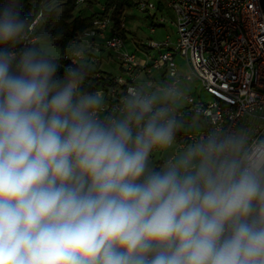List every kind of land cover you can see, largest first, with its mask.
Masks as SVG:
<instances>
[{
    "label": "clouds",
    "instance_id": "9594fccd",
    "mask_svg": "<svg viewBox=\"0 0 264 264\" xmlns=\"http://www.w3.org/2000/svg\"><path fill=\"white\" fill-rule=\"evenodd\" d=\"M52 10L0 5V264H264V132L202 126L186 78L106 109L86 47L32 42Z\"/></svg>",
    "mask_w": 264,
    "mask_h": 264
},
{
    "label": "built area",
    "instance_id": "2783aa9c",
    "mask_svg": "<svg viewBox=\"0 0 264 264\" xmlns=\"http://www.w3.org/2000/svg\"><path fill=\"white\" fill-rule=\"evenodd\" d=\"M163 1L174 12L172 23L176 38L173 43L169 39L148 43L143 57L126 51L118 35H106L110 28L108 18L96 21L91 29L72 40L80 41L88 49L86 59L90 66H100L99 52L103 48L117 52L121 75L113 79L116 88L99 89L107 98L106 109H115L126 89L134 84L143 82L156 87L165 81L186 78L200 84L211 97L207 103H196L191 95L187 100L189 106L202 107L206 124H214L213 118L219 117L232 128L264 132V9L259 0ZM85 2L76 0V7L80 8ZM135 2L141 12H157L162 0ZM167 20L170 19L161 17L158 21ZM34 40L32 38V42ZM153 50L157 53L151 54ZM176 57L183 60L185 76L175 62ZM64 59L70 64L75 62L69 53ZM101 76V73L96 74L97 78ZM250 99L255 103H248ZM194 138L191 133L179 134L177 147H183Z\"/></svg>",
    "mask_w": 264,
    "mask_h": 264
},
{
    "label": "trees",
    "instance_id": "16d2710c",
    "mask_svg": "<svg viewBox=\"0 0 264 264\" xmlns=\"http://www.w3.org/2000/svg\"><path fill=\"white\" fill-rule=\"evenodd\" d=\"M3 2L4 0H0V5H2ZM21 2L25 14L30 12L38 13L45 4L53 9L46 21L40 24V34L37 32V30L40 29V25H38L32 38L35 39L33 43H36L41 36H47V42L59 52L62 65L61 73H63L65 66L71 65L68 59H64V56L68 53L65 50L66 46L72 42V40H75L78 35H83L84 32L94 26L96 21L104 18L110 20L108 37L118 35L121 39H126L127 36H130V32L122 26V20L128 10L137 7L135 0H105L99 9L96 10L94 9L93 1L87 0V3L90 2L88 3L89 10L81 14L76 7V0H21ZM159 6H161L160 3ZM159 12H161V9L158 7L156 14ZM156 14L154 13L148 18L153 20ZM131 41L134 42L136 50L140 52L147 50L143 42H139L134 38H132ZM77 43L80 45L82 44L80 41ZM110 56L111 54L109 53L107 58H101L100 66H91V71L85 82L87 87L93 90L102 89L104 91L110 88H116V85L112 83L115 74L109 69H101L102 66L108 68L106 63L110 60L112 61ZM98 73L102 74L100 78L96 77Z\"/></svg>",
    "mask_w": 264,
    "mask_h": 264
},
{
    "label": "rangeland",
    "instance_id": "374dc122",
    "mask_svg": "<svg viewBox=\"0 0 264 264\" xmlns=\"http://www.w3.org/2000/svg\"><path fill=\"white\" fill-rule=\"evenodd\" d=\"M94 4V9L98 10L101 4L104 3L105 0H91ZM90 3V2H88ZM87 3V0L83 6L78 8V11L84 13L86 10H89V4ZM161 6L158 7L161 9V12L157 13L155 11H146L141 12L137 7L132 8L128 10L124 16V19L122 20L123 26L129 30L130 36H127L126 39H122L125 50L129 53H136L138 57H143L145 54L143 52H140L136 50L134 42L131 41L132 38L136 39L139 42H143V44L148 47V43L151 42H164L167 39H169L172 43L174 42L176 38V28L172 22L175 21V15L174 12L167 7L166 2L162 0V3H160ZM156 14L155 19H149V16H152L153 14ZM161 17L169 18L170 20H167L166 22H160L158 21ZM40 29L37 30V32L40 34L41 25L39 26ZM154 29V32H151V29ZM106 35H109V31H106ZM52 47V46H51ZM58 54V50L55 47H52ZM111 54L110 60L107 64L108 68L106 66H102V70L109 69L112 71V73L115 74V76L121 75V72L119 70V62L117 60V52H115L113 49H106L103 48L101 52H99L100 58H107L108 54ZM157 53L156 50H153L151 54ZM177 66L181 68L183 71V75L185 76L187 73L186 68L184 67V63L182 58L176 57L175 60ZM155 76V73L153 74ZM189 95H191L196 103H207L211 100V97L206 94V92L203 90L200 84H194L191 83V88L189 90ZM198 105V104H197ZM196 105L189 106L187 104L185 111H191L196 109ZM206 119L202 117L201 113V125L204 126L206 124ZM193 134L192 132H189ZM188 134V133H186ZM165 154H161L160 156L156 157L155 163H158L159 161L164 159Z\"/></svg>",
    "mask_w": 264,
    "mask_h": 264
},
{
    "label": "water",
    "instance_id": "95a60500",
    "mask_svg": "<svg viewBox=\"0 0 264 264\" xmlns=\"http://www.w3.org/2000/svg\"><path fill=\"white\" fill-rule=\"evenodd\" d=\"M261 8L264 9V0H259ZM262 12H264V10H262Z\"/></svg>",
    "mask_w": 264,
    "mask_h": 264
}]
</instances>
